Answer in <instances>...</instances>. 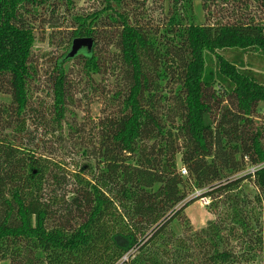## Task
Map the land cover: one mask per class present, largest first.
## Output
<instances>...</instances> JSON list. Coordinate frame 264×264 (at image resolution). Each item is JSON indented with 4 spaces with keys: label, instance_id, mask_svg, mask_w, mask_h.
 Returning a JSON list of instances; mask_svg holds the SVG:
<instances>
[{
    "label": "trees",
    "instance_id": "obj_1",
    "mask_svg": "<svg viewBox=\"0 0 264 264\" xmlns=\"http://www.w3.org/2000/svg\"><path fill=\"white\" fill-rule=\"evenodd\" d=\"M81 1L0 0V264L264 260V0Z\"/></svg>",
    "mask_w": 264,
    "mask_h": 264
},
{
    "label": "rangeland",
    "instance_id": "obj_2",
    "mask_svg": "<svg viewBox=\"0 0 264 264\" xmlns=\"http://www.w3.org/2000/svg\"><path fill=\"white\" fill-rule=\"evenodd\" d=\"M90 2L88 0H82L78 7L81 9H89L90 7ZM194 11L196 12V15L198 17V22L202 23L204 21V12H202L201 9V4L199 2H195V9ZM49 32L50 30L48 28L45 29V31L40 35V37L37 40V43L35 45V52L37 53L38 57H39V62L40 65H43L42 62L45 61L46 58H48L51 54L56 53L54 52V48L52 47V44L50 43V39H49ZM256 70L257 71H263L264 70V64L260 63V62H256L255 64ZM206 80L209 82H213L214 80V75L211 74H207L206 75ZM42 89V87H41ZM40 96L44 99L45 98V94L43 92H41ZM83 112V117L84 116H89L90 118H92L94 121L100 119L103 116V110H104V106L102 103L97 104V103H92L89 104V106L87 108H85L84 106L82 107ZM213 120H211L210 118L206 119V124H208L209 126L213 125L212 124ZM49 139V137L47 138ZM58 157V159H57ZM57 157L52 156L51 158H56V161L60 160L61 157H59L57 155ZM70 161V159H68ZM179 162V168H180V172L183 176H187V170L186 168H184V165L182 164V162L180 161V158L178 159ZM251 174V171L248 169L247 171H244L242 173H239L235 178H240V177H244L246 175ZM243 187H247L248 186V191L250 193L253 194L254 192V183L252 181H246L245 183H243L242 185ZM203 191H197L194 193H191L189 195V197L187 198V200L182 204L183 206L185 204H187L188 202H191L193 200H196L197 197H200L202 195ZM251 194V195H252ZM213 200L211 198H202L199 199L197 202H195L194 204H192L188 209H186L185 213L186 216L189 218V220L191 221V224L193 226V229L195 231L198 230H202V229H206L209 224H211L213 221H215L216 217H214L208 207L212 204ZM177 231H180V229L178 227H176ZM130 259V257H128V260ZM126 260V261H128ZM255 264H264V260L261 259L260 261L256 262Z\"/></svg>",
    "mask_w": 264,
    "mask_h": 264
},
{
    "label": "water",
    "instance_id": "obj_3",
    "mask_svg": "<svg viewBox=\"0 0 264 264\" xmlns=\"http://www.w3.org/2000/svg\"><path fill=\"white\" fill-rule=\"evenodd\" d=\"M94 47V41L91 38H82V39H76L72 43V47L70 49V53L68 54L69 59L76 58L82 50L92 51Z\"/></svg>",
    "mask_w": 264,
    "mask_h": 264
},
{
    "label": "built area",
    "instance_id": "obj_4",
    "mask_svg": "<svg viewBox=\"0 0 264 264\" xmlns=\"http://www.w3.org/2000/svg\"><path fill=\"white\" fill-rule=\"evenodd\" d=\"M255 169L252 170V173H254ZM124 260H128V257H125Z\"/></svg>",
    "mask_w": 264,
    "mask_h": 264
}]
</instances>
